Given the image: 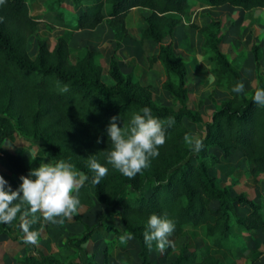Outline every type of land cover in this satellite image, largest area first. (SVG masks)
Masks as SVG:
<instances>
[{
	"label": "trees",
	"instance_id": "obj_1",
	"mask_svg": "<svg viewBox=\"0 0 264 264\" xmlns=\"http://www.w3.org/2000/svg\"><path fill=\"white\" fill-rule=\"evenodd\" d=\"M194 3L206 7L226 3L243 9L264 8V0H71L80 10L72 16V25L64 19L62 22L63 27L75 31L93 29L105 20L117 46L122 38L130 36L124 23L129 11L135 7L148 9L145 25L136 35L157 45L146 62L149 66L157 62L161 67L164 79L160 87L177 100V109L157 103L148 86L133 80L130 73L122 74L112 55L107 62L108 80H104L101 66L94 63L93 50L84 48L70 62L66 36H57L50 47L47 38L36 36L35 52L28 55L26 41L35 32L37 21L29 13L27 0H6L0 5V166L18 177L27 176L40 166L37 161L25 163L21 155L4 147V140L15 131L40 141L41 153L49 163H72L77 171L89 176L79 190L80 205L91 207L98 203L105 209L103 219L111 212L117 216L122 232L134 237L138 264H151L149 253L157 249L154 242L149 250L143 239L152 214L175 223L171 236H179L187 226L191 235L203 237L220 255L200 258L194 250L181 249L167 264H236L231 253L236 238L242 232L264 228L260 203L244 193L231 197L207 173L208 167L218 162L216 156L208 153L215 147L224 157L237 150L248 163V172L264 177V106L253 101V94L258 88L264 89V84L258 78L256 90L244 89L240 94L231 91L242 81L237 68L219 49L222 36L217 21L195 28L202 34L208 51L214 86L224 89L226 96L202 123L203 133L198 139L203 149L193 152L184 139L186 134L193 136L184 119L194 123L201 119L197 110L186 105V66L173 52V34L181 20L172 14L184 17ZM164 39L167 42L162 43ZM251 50L257 62L259 51L254 42ZM65 85L67 92L62 91ZM144 107L150 108L163 123L166 141L149 167L129 179L106 163L104 151L111 148L106 126L111 117L119 115L118 126L127 127L132 115L142 114ZM169 117L175 121L171 127L167 126ZM93 155L108 168L99 185L91 183L95 173L88 167V157ZM145 185L149 189L147 195L143 193ZM234 201L245 204L248 211L238 215ZM13 223L14 220L0 223V240L8 235ZM101 223L68 238L67 246L79 247ZM114 230L118 232L117 228ZM112 245L111 241L104 244L107 251ZM170 249L161 254L166 255ZM17 264L62 263L52 255L25 253Z\"/></svg>",
	"mask_w": 264,
	"mask_h": 264
},
{
	"label": "rangeland",
	"instance_id": "obj_2",
	"mask_svg": "<svg viewBox=\"0 0 264 264\" xmlns=\"http://www.w3.org/2000/svg\"><path fill=\"white\" fill-rule=\"evenodd\" d=\"M30 15L37 21L36 30L29 35L26 41L28 55L35 52V37H45L50 47L57 36H66L70 49L69 60L73 62L81 50L88 48L95 55L93 61L102 68L104 80H108L107 62L112 55L117 61L122 74L130 73L133 80L141 85H146L152 94V98L159 104L170 106L173 109L179 107L176 99L164 91L160 84L164 79L159 64L148 65L146 58L154 54L157 45L148 40H140L137 31L144 27V18L149 10L142 7L132 8L124 19L129 32L128 38H122L118 45L105 20L93 29L70 30L62 26L63 19L72 25V16L80 8L74 7L71 0H27ZM105 12V8H103ZM180 17V24L173 34V52L186 66L185 84L188 91L187 107L197 110L200 114V122H190L184 119L191 129L193 137L198 138L203 133L202 123L209 119L210 112L224 99L226 91L214 86V76L207 63L208 51L203 46V36L195 26L204 27L211 21L219 22V32L222 39L219 43L220 51L225 54L228 61L237 68L240 80L247 91L257 89L258 78L264 84V8L254 7L243 9L238 6L222 4L219 6H200L197 3L191 5L186 16ZM212 27H214L212 25ZM167 42L166 39L162 43ZM258 46V61L255 62L251 50L252 43ZM13 145L7 148L9 151L22 156L25 163L37 161L49 163L41 153L40 141L26 136L19 131L4 140ZM209 154L217 157L218 162L209 166L207 173L213 177L220 188H225L231 197L239 193L262 206L264 216V177L262 174L253 175L248 172V163L237 150L224 157L221 152L213 147ZM2 176L13 190L21 183L19 177L0 166ZM89 191L91 187L88 186ZM148 185L143 187V193L148 194ZM21 209L27 205L20 201ZM233 207L238 215H244L248 211L245 204L233 202ZM105 209L95 203L91 207L80 205L76 213L70 218L63 219L61 224H53L45 221L41 213H36L37 222L30 227L31 231L38 233L35 245L24 242V233L19 227L20 213L14 220L8 235L0 240V264H17L22 254H34L36 256L52 255L62 264H86L96 262L98 264H138L137 244L134 239L121 243L120 237L125 235L114 213H110L104 219ZM32 217H29L31 219ZM102 221L99 227L94 229L88 239L79 247L67 246L66 240L79 236L85 228H90ZM106 227H110L106 230ZM113 228V230H112ZM118 229V232L114 230ZM186 226L179 236H170L173 245L166 255L158 249L149 253L151 264H167L180 251L194 250L200 258L205 255H213L220 258L214 248L200 235H191ZM113 243L106 250L105 242ZM110 251V252H109ZM236 264H264V228L242 232L235 240V247L231 251Z\"/></svg>",
	"mask_w": 264,
	"mask_h": 264
},
{
	"label": "clouds",
	"instance_id": "obj_3",
	"mask_svg": "<svg viewBox=\"0 0 264 264\" xmlns=\"http://www.w3.org/2000/svg\"><path fill=\"white\" fill-rule=\"evenodd\" d=\"M6 0H0L3 5ZM2 22V18H0ZM210 79H215L210 76ZM62 91H69L65 85ZM232 92L240 94L244 91L242 82H237L231 89ZM253 101L264 106V89L258 88L253 94ZM142 114H133L127 127H120L117 121L120 116H113L106 126V134L111 148L104 151L105 160L129 179L134 178L142 169L149 167L151 159L159 155V148L166 141L165 127L163 123L153 116L148 107L141 110ZM175 123L169 117L167 126ZM185 141L191 146L193 152H200L203 143L200 139L186 134ZM100 143V140H97ZM4 147L12 148L13 145L5 141ZM88 167L95 173L91 178L93 185H99L101 180L108 174V168L99 163L95 155L88 157ZM20 185L13 190L8 182L0 176V223L10 224L20 213V223L26 244L35 245L38 233L31 231L32 224L37 222L36 213H41L45 221L53 224L63 223V219L70 218L77 212L80 206L79 190L89 181V176L84 172L77 171L75 166L65 160L56 164L41 163L39 167L30 170L27 176H20ZM27 205L21 209V203ZM29 217H32L29 219ZM175 230V223L167 217L155 214L149 216L147 228L143 233L146 247L151 250L155 242L157 249L164 252L167 248L174 246L169 237ZM132 234L120 237L121 243L133 239Z\"/></svg>",
	"mask_w": 264,
	"mask_h": 264
}]
</instances>
